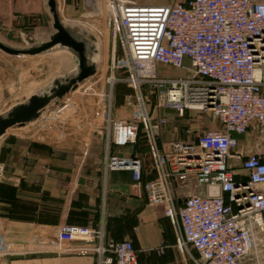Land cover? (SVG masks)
Returning a JSON list of instances; mask_svg holds the SVG:
<instances>
[{
    "label": "built area",
    "instance_id": "2783aa9c",
    "mask_svg": "<svg viewBox=\"0 0 264 264\" xmlns=\"http://www.w3.org/2000/svg\"><path fill=\"white\" fill-rule=\"evenodd\" d=\"M104 3L111 60L102 74L75 90L87 98L70 101L81 114L70 116L67 125L80 129L83 119L102 116L104 172H131L132 186L146 202L164 207L177 249L182 254L188 246L195 249L194 264H264V151H248L239 138L250 133L264 141V0ZM181 69L185 76L169 73ZM116 83L132 91L130 118L112 117ZM159 110L189 117L198 126L185 128L188 139L160 147L168 117L155 114ZM203 118L216 119L221 127H202ZM54 125L46 121L40 127ZM37 127V139L48 135ZM139 132L154 173L147 181L141 159L119 152L136 145ZM174 178L205 191L177 203ZM57 234L61 251L93 254L97 264H138L132 242L107 239L102 227L64 224ZM18 252L0 242V257Z\"/></svg>",
    "mask_w": 264,
    "mask_h": 264
},
{
    "label": "crops",
    "instance_id": "0c3cea01",
    "mask_svg": "<svg viewBox=\"0 0 264 264\" xmlns=\"http://www.w3.org/2000/svg\"><path fill=\"white\" fill-rule=\"evenodd\" d=\"M58 3L60 11V0ZM173 72L179 76L187 73L184 69ZM162 112L169 116L159 133L160 147L166 148L175 139H188L185 128L198 126L189 117L175 118L169 110ZM130 115L121 116L112 109L116 119ZM101 117L83 119L82 127L76 129L67 125L70 114L65 113L62 119L38 121L41 130L46 121L56 124L43 130L48 134L44 138L31 139L25 130L1 140L0 194L4 201L0 202V242L21 252L0 257V264H97L93 254L59 250L57 233L64 224L93 230L102 227L107 238L131 240L138 264H188L176 247L174 228L164 215V207L146 202L142 191L133 188L129 170L104 172ZM199 124L214 128L218 121L202 119ZM239 138L248 151H264V141L250 133ZM119 152L140 157L143 181L153 177L144 141ZM204 191L205 187L195 184L173 182L177 203L185 195Z\"/></svg>",
    "mask_w": 264,
    "mask_h": 264
},
{
    "label": "rangeland",
    "instance_id": "374dc122",
    "mask_svg": "<svg viewBox=\"0 0 264 264\" xmlns=\"http://www.w3.org/2000/svg\"><path fill=\"white\" fill-rule=\"evenodd\" d=\"M129 1L137 4L150 5L170 3L174 0ZM104 8V0H60V15L62 19L65 21L74 20L75 22L83 23L102 35L100 38L103 47V62L100 67L101 71L96 73L98 76L105 71V67L110 63V51L113 44L110 31L104 23ZM97 10L98 13H93ZM50 31L51 18L43 6L42 0H0V38L4 41L13 45L26 46L41 37H45ZM119 51V47L117 43H115V53L118 56ZM72 66L71 57L62 51L22 59L8 57L0 53V108L12 100L23 99L34 89L47 81L54 73L67 72ZM169 73L173 76H179L175 75L173 71ZM118 75L121 74L118 73ZM98 76H96V78ZM83 96H85V92L74 91L69 100L64 103V105L70 103L69 105L72 107L69 113L70 116L81 114L74 103L75 101L78 102L77 100L87 98V96ZM146 100L147 104L150 105V109H152L153 99L147 97ZM69 101H73L74 106ZM133 102L132 91L129 87L125 83H116L113 87V108L118 110L121 116H125L127 113H131L132 115L133 108L135 107ZM162 111L163 110H159L155 114L169 116L168 112L165 114V112ZM121 113H123V115ZM44 119H53V117ZM37 125L38 122L29 130H26L31 139H35L33 133ZM215 127H221L220 123L218 122ZM173 181L177 182L175 178ZM184 253L187 263L193 264V259L196 257L195 251L188 246V250Z\"/></svg>",
    "mask_w": 264,
    "mask_h": 264
},
{
    "label": "water",
    "instance_id": "95a60500",
    "mask_svg": "<svg viewBox=\"0 0 264 264\" xmlns=\"http://www.w3.org/2000/svg\"><path fill=\"white\" fill-rule=\"evenodd\" d=\"M42 1L51 18V31L26 46L13 45L0 38V53L22 59L62 51L71 57L73 66L67 72L54 73L23 99L12 100L0 108V142L10 133L29 130L44 118H64L72 108L64 103L102 64L103 47L98 33L83 23L64 21L58 0Z\"/></svg>",
    "mask_w": 264,
    "mask_h": 264
},
{
    "label": "trees",
    "instance_id": "16d2710c",
    "mask_svg": "<svg viewBox=\"0 0 264 264\" xmlns=\"http://www.w3.org/2000/svg\"><path fill=\"white\" fill-rule=\"evenodd\" d=\"M139 141H144L145 142V139H144V135H143V133H141V132H139V136H138V142H137V144L139 143ZM159 141V140H158ZM139 157V156H138ZM140 158V157H139ZM149 158V157H148ZM150 164V163H149ZM143 169V168H142ZM148 170L151 172V174L153 175V177H154V173L152 172V170H151V167L149 166V168H148ZM152 177V178H153ZM152 178H150V179H152ZM142 179H143V173H142ZM4 201V198H3V196H1V194H0V202H3ZM12 203L13 202V200H10L9 201V203ZM13 204V203H12ZM7 206V205H6ZM4 208V207H3ZM2 214H4L3 212H1ZM107 238V237H106ZM107 239H112V238H107ZM115 240V239H114ZM123 240H127V239H123ZM116 241H118V240H116ZM120 241V240H119ZM129 241H131V240H129ZM132 242V241H131ZM192 248V247H191ZM193 249V248H192ZM194 251H195V249H193ZM195 255H196V257L195 258H197V252L195 251ZM193 264H194V262H193Z\"/></svg>",
    "mask_w": 264,
    "mask_h": 264
},
{
    "label": "bare ground",
    "instance_id": "6f19581e",
    "mask_svg": "<svg viewBox=\"0 0 264 264\" xmlns=\"http://www.w3.org/2000/svg\"><path fill=\"white\" fill-rule=\"evenodd\" d=\"M64 20V19H63ZM65 21V20H64ZM99 34V33H98ZM99 37H101V35L99 34ZM101 39V38H100ZM103 62V61H102ZM101 70L99 69V72H100ZM99 72H97V73H99ZM89 81V80H88Z\"/></svg>",
    "mask_w": 264,
    "mask_h": 264
}]
</instances>
